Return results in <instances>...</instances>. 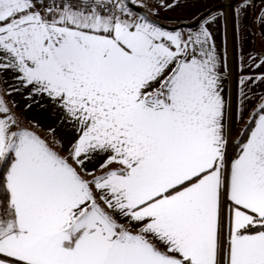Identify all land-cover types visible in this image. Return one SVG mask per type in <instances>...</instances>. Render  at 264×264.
Masks as SVG:
<instances>
[{
  "label": "snow or ice",
  "instance_id": "obj_1",
  "mask_svg": "<svg viewBox=\"0 0 264 264\" xmlns=\"http://www.w3.org/2000/svg\"><path fill=\"white\" fill-rule=\"evenodd\" d=\"M0 264H264V0H0Z\"/></svg>",
  "mask_w": 264,
  "mask_h": 264
},
{
  "label": "crops",
  "instance_id": "obj_2",
  "mask_svg": "<svg viewBox=\"0 0 264 264\" xmlns=\"http://www.w3.org/2000/svg\"><path fill=\"white\" fill-rule=\"evenodd\" d=\"M202 5H189L186 7H180L175 9L174 11H171L167 13V16L171 19H164L163 16L161 19L165 24H173L176 21H184V20H191L193 15L200 9H202ZM248 44V48L255 47L259 49L261 47V33L260 29L257 26L255 29V34H251V30L249 31L248 36L246 37ZM23 104V102H21ZM28 115L32 118L41 119L42 123L47 124V121L44 119V117L47 115L46 113L40 112L38 109L34 108L32 112L28 113ZM245 119H247V113L245 114ZM91 167V165H89Z\"/></svg>",
  "mask_w": 264,
  "mask_h": 264
},
{
  "label": "built area",
  "instance_id": "obj_3",
  "mask_svg": "<svg viewBox=\"0 0 264 264\" xmlns=\"http://www.w3.org/2000/svg\"><path fill=\"white\" fill-rule=\"evenodd\" d=\"M229 56H230V63L233 65L234 67V62H235V54L232 50V46H231V41H230V44H229Z\"/></svg>",
  "mask_w": 264,
  "mask_h": 264
},
{
  "label": "rangeland",
  "instance_id": "obj_4",
  "mask_svg": "<svg viewBox=\"0 0 264 264\" xmlns=\"http://www.w3.org/2000/svg\"><path fill=\"white\" fill-rule=\"evenodd\" d=\"M233 68H235V62H234V67Z\"/></svg>",
  "mask_w": 264,
  "mask_h": 264
}]
</instances>
